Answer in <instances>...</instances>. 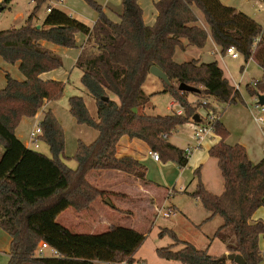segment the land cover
Listing matches in <instances>:
<instances>
[{
  "label": "trees",
  "instance_id": "1",
  "mask_svg": "<svg viewBox=\"0 0 264 264\" xmlns=\"http://www.w3.org/2000/svg\"><path fill=\"white\" fill-rule=\"evenodd\" d=\"M52 1L33 0L35 7L22 27L0 32V57L7 64L20 63L25 77L18 81L7 75L6 87L0 90V146L4 149L0 158V228L11 237L8 264L137 263L146 234L117 226L96 235L77 234L57 219L69 208L87 211L97 199L105 197V192L88 181L92 171H116L146 181L144 165L129 156L118 157L117 147L124 137L143 141L163 163L185 168L189 158L171 143V138L179 127L196 124L193 118H201L202 108L219 117L213 128L220 141L209 155L218 163L224 191L221 195L210 193L198 168L194 172L197 184L190 195L211 214L210 218L223 220L214 238L225 245L227 252L241 255L245 264L263 263L264 222L253 217L264 207V158L254 164L242 145L227 143L230 132L217 109V104L240 103L242 94L225 78L217 62L178 63L175 57L178 49H204L211 35L224 53L234 47L246 63L254 60L264 72V28L221 0H160L155 3L158 16L153 26L146 25L140 0H121L118 23L95 0H83L98 13L91 30L78 21L66 24V14L56 8L39 25V10ZM11 2L2 0L0 8L5 10ZM198 11L210 35L199 26ZM79 34L88 35L90 47L81 84L94 98L97 116L91 115L83 97L70 98L69 109L79 125L95 129L99 135L92 144L79 143L77 167L72 169L63 161L65 132L52 111L40 123L41 140L49 146L50 157L27 148L16 129L23 119L34 118L46 102L58 100L64 91L63 82L41 77L63 67L62 58L44 43L75 49ZM153 66L168 76L171 85H165L163 93L171 94L182 115L145 113L151 97L144 94L143 86ZM180 84L199 90L194 94L200 100L191 104L188 93L178 89ZM254 84L247 90L257 96L256 89L264 91V86ZM204 101L208 103L204 105ZM160 235L173 241L157 250L160 259L179 264H227L207 250L180 240L173 230L164 229ZM43 242L60 257L36 256ZM179 246L182 248L177 249Z\"/></svg>",
  "mask_w": 264,
  "mask_h": 264
},
{
  "label": "rangeland",
  "instance_id": "2",
  "mask_svg": "<svg viewBox=\"0 0 264 264\" xmlns=\"http://www.w3.org/2000/svg\"><path fill=\"white\" fill-rule=\"evenodd\" d=\"M95 1L98 5L103 7L104 11L105 3H107L114 12V14L109 13L111 17H114V15H120L122 11L121 3L118 5L117 0ZM52 3L53 6L56 7V9H63L68 13L74 14L75 17L79 19L78 22H80L81 20V22L86 23L87 25H93L95 19L98 18V13L96 12V10L83 0H64V4L59 2L58 0H54ZM224 3L227 4L228 7H243V11H245L246 15L253 18L264 28V3L262 0H229V2L227 0H224ZM34 7L35 5L33 0H12L7 8L0 13V32L12 28L22 27L25 24V20L21 18L16 19L15 16L21 13L24 14L27 18L33 11ZM47 7L48 4H45L39 10L36 19L39 25L43 24L46 16L48 15ZM260 9L262 10L261 12H259ZM81 37L82 35L80 36V38ZM59 50V56L63 60V67L59 70V73L63 70L64 72L67 71V75L62 76L61 81L64 82V91L62 96L58 100L53 101L51 105V111L54 113L65 132V154L63 157V161L70 168L76 169L77 162L75 160V154L78 149V145L80 142L88 145V140L79 133L80 128L78 126L80 125L70 113L69 100L72 97H83L87 108L93 117L97 116V106L94 98L91 97L88 92L82 87L81 78L83 76V72L78 67H72V65H74L73 61L76 52L74 50H69L63 47H59ZM64 51L68 52L67 55H65ZM213 58L218 60L219 56H211V59ZM180 59L181 56L179 55L178 60ZM219 64L222 66V68H224L222 62L219 61ZM226 64L233 78L231 76L229 77L228 74H226V76L233 84L238 82L241 83L240 91L243 100L240 103L231 106L226 104H217V108L222 114V122L225 124V126L227 125V129L229 130L231 135L228 142L230 144H235L237 137H239L240 133H243L247 125L250 123L249 120L252 118V114L258 113L256 115H260V113L255 110V100L258 95H264V91L257 88V96H252L247 90V85L252 83L253 80H256L262 83V85L264 86V72L260 68V66L253 60L249 61L247 67V63L245 62V59L243 57L238 60L227 59ZM8 66V75L15 79V76H17L18 73L20 74V71H17V69L14 68L15 65L9 64ZM246 68L247 70H245ZM3 72L4 71L0 70V82H2V86L0 87L4 88L5 86L3 85L6 80ZM164 90L165 87L163 81L149 74L143 86L144 94L151 97L150 102L145 106L146 114L154 116H165L176 113V111L180 109L177 104L175 105V108L171 110L168 109L170 107V104L174 103L175 101L171 94L163 93ZM188 97L190 98V101L197 102L198 100H200V96L194 93H188ZM36 122H39V120L37 121L36 118H25L22 120L19 126L22 128L24 133L29 134ZM189 132L190 130L187 128H182L181 130H179V134L178 132H174L171 138V143L180 149H186L188 144L192 142L189 137ZM251 140L256 144H259V137L256 138V136L253 135L251 137ZM36 150L50 157L49 147L43 141L41 143V148ZM3 152L4 149L0 146V158ZM169 163L176 165L178 169H180L177 164L173 162ZM215 164L216 160L211 161L204 170V176L207 183L206 188L208 187V191L215 195H221L222 191H224V181L220 170L218 169V167H216ZM189 168V191L184 194H177L169 202V204H175L180 210L185 212L186 216L180 215L177 218L174 217L171 219H165L162 217V214H159L156 217V222L154 223L150 220L149 216L139 214V217L136 220H133L132 217L128 216L127 214H123L124 212L118 210L116 207L121 206V202L119 201H121L120 199L123 196L122 194H112L105 192V197L97 199L98 204L101 202L104 205L105 200H109L111 202L112 206L110 205L109 207H107L110 212L106 214L105 218L107 225L134 229L141 234H146L147 239L140 249L139 253L137 254L138 262L142 261L145 264H179L175 261L160 259L157 256L156 252L158 249L166 248L169 245L173 244V241L169 236L160 235L161 232L166 228L174 229V232H176L180 240L192 243L193 245H197V247L202 248L204 243H212L209 249L211 254L217 255L218 257L224 255L222 253L224 252V250H226L225 245L220 240L214 238V234L217 231L219 224L223 223V220L217 216L215 219L205 221L209 217L210 213L204 209L200 202L198 203L197 200L195 201L194 198L190 195V192L194 191L196 187L197 180L194 177L195 171L191 166H189ZM129 185H132L131 182L129 183ZM128 194V196L139 198L137 193L134 191L129 192ZM60 222H62V220ZM71 224H73V222H71ZM104 228L105 226L101 225L98 234H100V232L103 233ZM71 229L73 232L76 231V227L74 226H72ZM207 237H209L212 242H210ZM180 248H182V246H179L177 249ZM6 264H8V262ZM227 264L234 263L228 261Z\"/></svg>",
  "mask_w": 264,
  "mask_h": 264
},
{
  "label": "crops",
  "instance_id": "3",
  "mask_svg": "<svg viewBox=\"0 0 264 264\" xmlns=\"http://www.w3.org/2000/svg\"><path fill=\"white\" fill-rule=\"evenodd\" d=\"M159 1L160 0H140V5L144 11V21H145L146 25H148V26H153L156 23L158 12L155 8V3L159 2ZM227 1L229 2V0H227ZM221 2L223 3V5L228 7V5L224 3V0H221ZM0 3H2V0H0ZM120 3H121V0H117V4L119 5ZM63 4H64V2H63ZM104 7H105V12L108 14L109 18L112 21L118 23L120 21L119 15H114V17H111L109 13L114 14L111 7H109V5L107 3H105ZM234 8L237 11L246 14L245 11H243V7H234ZM59 10H61L62 12H64L66 14V16H67L66 24L69 25L73 21H79V19L77 17H75L74 14L68 13L63 9H59ZM261 11H259V12H261ZM197 16L199 19V26L201 28L205 29L210 35V28L207 26L205 19H204V16L199 11L197 12ZM15 18L16 19L21 18V19L26 21V19L28 17L26 18L24 14L19 13L18 15L15 16ZM96 20H97V18L93 22V25H87L86 23L81 22V20H80V22L82 24H84L85 27L92 29ZM81 35H82V37L80 38ZM87 40H88L87 34H79L77 36V44H78L77 48L69 49V50H74L76 52V54L74 56V61H73L74 65H72V67L73 66L78 67L81 69V71H83V68L86 66L88 58H89L90 47L87 46ZM44 45L47 48H49L51 51H53L54 53L59 55V53H60L59 47L54 46V45L49 44V43H44ZM64 53H65V55H67L68 52L64 51ZM179 55L181 56L180 60H178ZM216 55L219 56L218 60L220 62H222L224 68H222V66L219 64L218 60H216L214 58L211 59V56H216ZM227 59L233 60L232 58L226 56V53H224L222 51V49L214 43L211 35L209 37L207 47H205L204 49H197V48H193V47H188L185 50L178 49V51L176 53V57H175V60L178 63L189 62L191 60H199L202 63L217 62L219 64V67L223 70L225 78L230 82V84L232 86H235V84H237V83L233 84L230 81V79L226 76V74H228L229 77L230 76L232 77L229 69L227 68V64H226ZM248 63L249 62H247V67H248ZM8 65L9 64H7L0 57V68H1L0 70L4 71L3 73L5 75L6 82L4 83L3 86H5V87L7 84V79H6L7 75H8L7 70H9ZM14 68H16L17 71H20V63H17ZM59 70H55V71L43 74L41 77L44 80H54V81L62 82L61 81L62 76H66L67 71L64 72L62 70L59 73ZM245 70H247V68ZM15 79L18 81H24L25 77L20 72V74L18 73V75L15 76ZM255 82H258V81L253 80L252 83H250V84H254ZM238 83H240V82H238ZM250 84H248V85H250ZM0 86H2V82H0ZM164 87H165V83H164ZM4 88L0 87V90H2ZM188 100L191 104L196 103L194 101H190L189 97H188ZM255 102H256V100H255ZM52 103H53V101L46 102L45 105L43 106V108L37 114L40 117V119H39L40 122L43 120L45 114L48 111L52 110L51 109ZM175 105H174V103H171L170 107L168 109L171 110V109L175 108ZM255 110L258 111V109L256 107H255ZM256 114H258V113H256ZM256 114H254V113L252 114V118L249 120L250 123L247 125V127L243 131V133L242 134L240 133V135H239V137H237V140L235 143V144L242 145L246 149L250 161L254 164H258L264 158V147H263L264 146V135L260 129L259 124L255 120V118L258 116ZM220 120L222 121V116H221ZM78 127L80 128L79 133L82 134L88 140V145L92 144L98 138L99 133L95 129H92V128L85 126V125H82V126L80 125ZM226 127H227V125H226ZM182 128L183 129L187 128L190 130V132H189V137H190V134L192 133L193 125L191 123L186 124L182 127H179L175 132H178V134H179V130H181ZM16 135L24 143V145L27 148L33 149V147L30 145V142H29V134L24 133V131L22 130V128L20 126L16 129ZM253 135H255L256 138L259 137V144L252 142L251 137ZM230 136H229V138H230ZM229 138L227 139V143H229L228 142ZM219 141H220V137L217 135L208 136L202 142L199 149L196 150L189 157L188 165L185 168L178 169V167L176 165L170 164L169 162L163 163L162 161L155 162L154 160H152L148 156V151L150 150V148L143 141L138 140V139L131 140L127 137H124L121 139V141L117 147V155H118V157H126V156L132 157V158L136 159L139 163L144 165V167L147 170L146 181H143V180H140V179L135 178L133 176L123 174L120 172H116V171H92L88 174L87 179L93 186H95L100 191L108 192V193H112V194H114V193L122 194L123 196L120 199L121 201H119V202H121V206L120 207L116 206V207L118 210L124 212L123 214H127L128 216L132 217L133 220H136L139 217V214H142V215L144 214V216H146V215L149 216L150 220L153 221L154 223L156 222V220H157L156 217L159 214H162V217L165 219H171L174 217L177 218L180 215L186 216L185 212L180 210L175 204H169V202L177 194H184V193H187L189 191V186H190V183H189L190 182V175H189V171H188V170H190L189 166H191L194 171L197 170L198 168L201 169V176H202L204 185H205V187L207 186L206 179L204 176V170L206 169L207 165L211 161L215 160L212 157H210L209 151ZM41 143H42V140L40 139L38 149L41 148ZM235 144L233 143L230 145H235ZM193 145H194V142H191L188 144L187 147L193 146ZM49 153H50V149H49ZM215 165H216V167H218L217 161H216ZM147 167H149V168H147ZM130 182L132 185H129ZM221 189H222V187H221ZM122 191H124V192H122ZM132 191L136 192L140 199L134 198L132 196H128L129 195L128 193L132 192ZM222 193H223V191H222ZM194 200L196 201V199H194ZM97 201L98 200H96L91 205L89 210L84 211V212H77L72 208L67 209L61 215H59L57 222L59 224H61L62 226L66 227L67 229H69L71 232H73L71 229L72 226L76 227V231H74L73 233L91 234V235L98 234L100 226L104 225L105 226L104 231H103V233H104L111 226V225H107L106 220H105L106 214L110 212L107 207H109L111 205V202L109 200H105V204L103 205L101 202L98 204ZM107 202H109V204ZM197 202L199 203V201H197ZM94 207H95V209H94ZM70 211H73V212H70ZM168 211L171 212V216L169 218H166V217H164V213H166ZM210 216H211V214L209 215V217L205 221H209L211 219L216 218V217L210 218ZM61 220H62V222H60ZM253 220L264 222V207H261L254 214ZM71 222H73V224H71ZM222 224L220 223L218 228L220 226H222ZM166 229H169V228H166ZM170 230L174 231V229H170ZM207 239L210 242H212V240L209 237H207ZM208 244L209 243H204L202 248L197 247V245H194V246L200 250H207L209 255H211L213 257L221 258L222 255L220 257H218L217 255L211 254L209 249H210L212 243H210L209 246H208ZM261 248L262 249L264 248V240H261ZM10 251H11V237L4 230H2L0 228V264H6L7 262H9ZM222 254L225 255V254H230V253L227 252L226 250H224V252ZM136 258H137V256H136ZM95 264H107V263L96 262ZM261 264H264V262Z\"/></svg>",
  "mask_w": 264,
  "mask_h": 264
},
{
  "label": "built area",
  "instance_id": "4",
  "mask_svg": "<svg viewBox=\"0 0 264 264\" xmlns=\"http://www.w3.org/2000/svg\"><path fill=\"white\" fill-rule=\"evenodd\" d=\"M59 2L63 3V0H58ZM53 2V1H52ZM50 3V6L47 8V13H51L52 12V8H56L53 6V3ZM261 11V10H259ZM226 56L232 58L233 60H238L240 59L242 56L241 54L234 48L231 47L229 49H227L226 51ZM256 85V84H254ZM240 86L241 83H237L235 84L234 88L240 91ZM204 105H206L208 102L204 101L203 102ZM175 105V103H174ZM256 108L258 109L260 115H258L255 120L256 122L259 124L260 129L264 135V105H260L258 103V97L256 98ZM176 114L178 115H182L183 114V110L180 108L176 111ZM201 118H202V123H191L193 125L192 128V133L190 134V139L192 142H194L193 146H189L187 147L184 151L186 153V156L189 158L196 150L199 149V147L201 146L202 142L211 135H216L215 130L213 128V123L219 119V117L217 116V114L214 113V111L212 110H207L202 108L199 112ZM34 118L37 119V121L40 119L38 115H36ZM40 122V121H39ZM36 122L34 124V126L32 127L30 133H29V142L30 145L33 147V149H38L39 148V140L41 139L42 135H43V131L42 128L40 126V123ZM148 156L154 160L155 162H160L161 159L159 157V154L155 151H152L151 149L148 151ZM171 216V212H166L164 213V217L169 218ZM36 256L38 257H60V254L58 253L57 250L51 248L47 243H41L39 248L36 251ZM114 264H130L127 262H117ZM135 264H145L142 261H139Z\"/></svg>",
  "mask_w": 264,
  "mask_h": 264
},
{
  "label": "water",
  "instance_id": "5",
  "mask_svg": "<svg viewBox=\"0 0 264 264\" xmlns=\"http://www.w3.org/2000/svg\"><path fill=\"white\" fill-rule=\"evenodd\" d=\"M3 11V8H0V13ZM150 74L157 77L158 79L162 80L166 85H171V82L168 78V76L161 71L158 67L153 66L150 69ZM178 89L181 92H187V93H198L199 90H197L194 87L188 86L186 84H180L178 86ZM258 103L260 105H264V95H258ZM193 121L200 123L201 122V118L196 115L193 118ZM109 204V202H107ZM218 261H230L233 262L235 264H245V259L239 255V254H225L224 256H222L221 258L218 259Z\"/></svg>",
  "mask_w": 264,
  "mask_h": 264
}]
</instances>
